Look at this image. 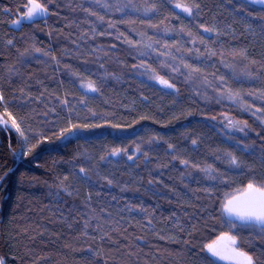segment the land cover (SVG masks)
<instances>
[{
  "label": "trees",
  "instance_id": "trees-1",
  "mask_svg": "<svg viewBox=\"0 0 264 264\" xmlns=\"http://www.w3.org/2000/svg\"><path fill=\"white\" fill-rule=\"evenodd\" d=\"M128 2L49 0L47 16L15 27L27 0H0V112L24 133L0 131L4 264H227L206 246L230 230L224 199L264 185V115L218 100L215 81L223 77L245 104L264 110V101L245 95L264 92V9L245 0H130L156 11L115 10ZM177 3L199 10L189 16ZM149 38L160 44L147 57L125 42ZM165 44L175 46L167 56ZM34 48L42 51L21 55ZM240 49L247 59L233 55ZM140 63L175 88L134 68ZM168 64L180 71L162 68ZM182 64L201 71L189 79ZM225 117L247 122L245 130ZM72 124L100 127L60 137ZM113 149L121 154L109 157ZM234 236L264 264L258 229L237 227Z\"/></svg>",
  "mask_w": 264,
  "mask_h": 264
},
{
  "label": "snow or ice",
  "instance_id": "snow-or-ice-1",
  "mask_svg": "<svg viewBox=\"0 0 264 264\" xmlns=\"http://www.w3.org/2000/svg\"><path fill=\"white\" fill-rule=\"evenodd\" d=\"M49 0H44V2H38V0H27V4L25 5V11L22 15H20L17 19L11 21L14 25H20L24 21L28 22H35L37 18H42L48 15V7L47 3ZM97 3L100 2V0H96ZM249 3L252 4H258L264 8V0H248ZM103 7L106 9H111L112 5L108 3H104ZM131 7L136 12H142L145 16H147L150 13H155L156 11V5L153 4H145L143 7H138L135 4H132L129 0L128 3H118L116 5L115 10L118 12H123L125 8ZM176 9H181L183 13L188 14L189 16L193 13V9L195 8L197 11L199 10V5L194 4L192 6H189L187 4H181L177 3L175 4ZM92 15H96V13H92ZM97 19L100 21L104 20L103 16H97ZM109 27L113 28L115 27L114 24L109 23ZM150 27H157L156 25H150ZM134 30V29H133ZM169 31L168 28L164 29V32L167 33ZM204 31L206 32H217L218 30L215 28H205ZM103 35V33H100ZM219 34V33H218ZM141 36V40H143L144 33H139ZM190 35V34H189ZM121 37L118 36L117 39H120ZM130 48L135 51L137 54V58L140 57H147L151 54V52L155 51V46L160 44V41H152L151 38H149L148 42L141 43L139 41H132V40H126L125 41ZM9 44L12 43L11 40L8 41ZM203 43V41H201ZM193 45L195 46V41H193ZM164 53L163 55L167 56L168 53L175 50V46H168L163 45ZM42 49L40 48H34L29 51V49H25L24 53H22V56L31 55L32 52H41ZM191 51V49H190ZM223 55V53H217L215 51H211L209 53L210 56L215 55ZM45 56L49 55V53L45 52ZM196 55L200 56L203 55L202 53H199V50L197 49ZM233 55H239L242 59H247V50L246 49H240L239 51L233 50ZM221 63H225L223 59L220 61ZM252 63H255V61H252ZM228 67H232V65H227ZM163 67H168L170 71L172 72H178L180 71V67H172L170 64L168 65H162ZM181 67H183L187 73V77L191 79L195 74L200 73L199 68H194L191 65L182 64ZM134 68L143 69L144 72L142 74L149 75L152 79L158 80V82L162 85H164L166 88H175V84L170 83L168 80L164 79L163 77L157 75L155 73L154 69H151L150 66L140 63L139 65L134 66ZM12 71L11 69L9 70ZM245 75H251V73H245ZM204 84H210V82L207 80V77L203 78ZM216 87H217V99L218 100H228L233 102L234 105L239 106L242 108L243 111L246 112H252L253 115H264V110L261 109H254L251 105L245 104L244 101V95H242L239 91H233L230 87H228V82L223 79V77L218 78L215 81ZM86 87L88 90L92 92H97L98 89L95 86L94 82H89L86 85H82ZM245 95L249 96H255L257 99H260L261 101H264V92L260 93H246ZM3 100V94L0 93V101ZM65 105L67 104V100L62 101ZM9 116H11L10 113H8ZM227 119L228 126L231 128H238L239 131L243 132L245 130V127L247 126V122H240V121H234L231 118L225 117ZM8 121L4 120L3 118H0V124L7 125ZM12 125L16 128L18 132H20V135L23 136L24 133L20 129V125L16 122V120L13 118L11 121ZM92 127H100V125H77L72 124L69 128H66L60 132V137L67 138V135L72 134L74 131H78L81 128H92ZM113 127H118L117 125H113ZM67 134V135H66ZM26 139V138H25ZM196 141H193V144H195ZM247 147V146H245ZM31 149H29V152ZM139 151V149H138ZM121 154L120 149H113L108 153V156H119ZM104 159V157H102ZM128 159H132V157H128ZM229 162L234 166H239V161L234 155H229ZM182 163L187 164V161H182ZM79 173L82 175L83 179H90V177L87 174V170L85 168H80ZM210 178H215L212 175V172L210 169H203ZM68 177H64V180H67ZM109 184L112 183V181H108ZM151 183V181L149 182ZM63 186V185H62ZM64 190L67 191V186H63ZM71 194V193H69ZM224 212L227 214V224L230 228H249L255 225H259L261 227V231L264 232V187H256L254 184L249 183L247 185V191L245 193V196L243 198L235 197L232 200L227 201V203L224 205ZM88 222H85V235L87 234V227ZM97 228H99V225H97ZM163 238V237H162ZM103 239V237H101ZM227 240L230 245L236 244V237L225 234L220 237V241ZM219 241H214L213 243L208 244L207 250L216 257H219L221 259H231L235 260L236 264H259V261L254 259L252 255H249L247 252L238 251L237 249L233 247H228L225 249H221L218 247ZM0 264H4V261L2 258H0Z\"/></svg>",
  "mask_w": 264,
  "mask_h": 264
},
{
  "label": "rangeland",
  "instance_id": "rangeland-1",
  "mask_svg": "<svg viewBox=\"0 0 264 264\" xmlns=\"http://www.w3.org/2000/svg\"><path fill=\"white\" fill-rule=\"evenodd\" d=\"M25 11V6H24V9H23V12ZM23 12L20 14V15H22L23 14ZM12 25H14V24H12ZM21 25V24H20ZM20 25H14L15 27H19ZM89 83V81H86V80H82V82L80 83V85L82 86V85H86V84H88ZM82 87H84V86H82ZM84 88H86V87H84ZM0 118H3L4 120H6V121H8V123H7V125H4V124H0V131L2 130V129H6V130H12V131H14V132H16V134H20V132H18L17 130H16V128L12 125V123H11V121H12V119H13V117L12 116H9L8 115V113L7 112H0ZM19 156V155H18ZM258 187H264V185L263 186H258ZM247 189V188H246ZM253 228V227H252ZM259 230V229H258ZM260 231V233L262 234V235H264V232H262L261 230H259ZM234 232H235V228H230V230H229V232H227V233H225V234H229V235H232V236H234ZM225 234H223V235H225ZM222 236V235H221ZM220 236V237H221ZM220 237H218L216 240H214V241H219V244H218V247H220L221 249H225V248H228V247H233V248H235V249H237L238 251H242V252H245V251H243V250H241V248L240 247H238V242H237V240H236V244L235 245H230L229 244V242L225 239V240H223V241H220ZM214 241H212L211 243H213ZM208 251V250H207ZM208 253L210 254V255H212L209 251H208ZM213 256V255H212ZM215 258H217V259H219V260H221V261H223L224 263H227V264H236V263H234V262H232L231 260H228V259H221V258H219V257H216V256H214ZM3 259V261L5 262V259L4 258H2Z\"/></svg>",
  "mask_w": 264,
  "mask_h": 264
},
{
  "label": "water",
  "instance_id": "water-1",
  "mask_svg": "<svg viewBox=\"0 0 264 264\" xmlns=\"http://www.w3.org/2000/svg\"><path fill=\"white\" fill-rule=\"evenodd\" d=\"M245 2L248 3L251 6H254V7H257V8H262V6H260L258 4L249 3L248 0H245ZM262 9H264V8H262ZM256 187H258V186H256ZM246 191H247V189H243V190L237 191L235 193H232L231 195H229L228 197H226L224 199L223 204L221 206V215H222V217H223V219L225 221H227V214L224 212V205L227 203V201L232 200L235 197L243 198L245 196ZM252 227L255 228V229L261 230V227L259 225H255V226H252ZM0 258H1V255H0ZM229 260H231V259H229ZM231 261L236 262L235 260H231Z\"/></svg>",
  "mask_w": 264,
  "mask_h": 264
},
{
  "label": "flooded vegetation",
  "instance_id": "flooded-vegetation-1",
  "mask_svg": "<svg viewBox=\"0 0 264 264\" xmlns=\"http://www.w3.org/2000/svg\"><path fill=\"white\" fill-rule=\"evenodd\" d=\"M2 258V257H1ZM229 260V259H228ZM233 262V261H232ZM234 263H236V262H234Z\"/></svg>",
  "mask_w": 264,
  "mask_h": 264
}]
</instances>
